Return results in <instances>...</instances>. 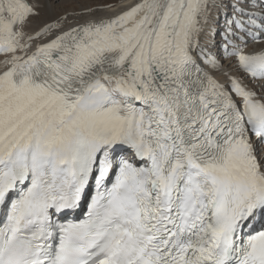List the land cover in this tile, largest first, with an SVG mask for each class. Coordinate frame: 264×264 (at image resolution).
Returning <instances> with one entry per match:
<instances>
[{
    "label": "snow or ice",
    "instance_id": "6c2138e0",
    "mask_svg": "<svg viewBox=\"0 0 264 264\" xmlns=\"http://www.w3.org/2000/svg\"><path fill=\"white\" fill-rule=\"evenodd\" d=\"M41 7L0 0V264H264V0Z\"/></svg>",
    "mask_w": 264,
    "mask_h": 264
},
{
    "label": "rangeland",
    "instance_id": "374dc122",
    "mask_svg": "<svg viewBox=\"0 0 264 264\" xmlns=\"http://www.w3.org/2000/svg\"><path fill=\"white\" fill-rule=\"evenodd\" d=\"M117 1H119V0H60L59 4L57 6H55V9L61 10L60 11L61 13L72 12L74 10H79V7L81 5L94 7V6L100 5V4H114ZM40 2H44V0H42V1L40 0ZM38 18L40 19L41 17H38ZM37 20H38L37 17L32 18V22L30 23V27H29L30 29L35 30L37 27H39V26H37V23H38ZM38 21L40 22L41 20H38ZM47 22L48 21H45L43 23L45 24ZM43 23L41 24L42 26L44 25ZM38 29H36V30H38ZM0 59H3V57L0 56Z\"/></svg>",
    "mask_w": 264,
    "mask_h": 264
},
{
    "label": "bare ground",
    "instance_id": "6f19581e",
    "mask_svg": "<svg viewBox=\"0 0 264 264\" xmlns=\"http://www.w3.org/2000/svg\"><path fill=\"white\" fill-rule=\"evenodd\" d=\"M39 2H40V0H39ZM131 2H132V0H119L116 3H114L113 5L125 6V5H127V4H129ZM40 3L43 5V7H41V9H40V15L38 16V17H41V18L39 19L37 17L38 20H41L40 22L37 20V22H38L37 23V26H39V27L42 26L41 24L43 22H45V21H48L49 22L50 20L55 19L56 16H58L61 13L60 12L61 10L55 9V7H50L49 6L50 3H51V0H44V2H40ZM112 10H118V8L117 9H112ZM112 10H109V11H112ZM29 27H30V25L26 28V31L34 32V31H36V29L39 28V27H37L35 30H32ZM260 45H264V44H261V43H251V44L248 45V47H250L249 49H252V48L258 47Z\"/></svg>",
    "mask_w": 264,
    "mask_h": 264
}]
</instances>
